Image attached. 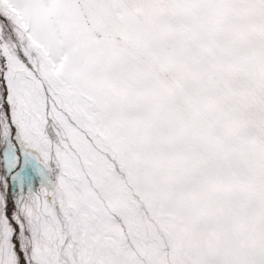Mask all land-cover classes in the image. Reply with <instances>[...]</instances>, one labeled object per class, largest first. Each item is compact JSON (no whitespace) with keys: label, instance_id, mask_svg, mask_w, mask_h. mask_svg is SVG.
Instances as JSON below:
<instances>
[{"label":"snow or ice","instance_id":"1","mask_svg":"<svg viewBox=\"0 0 264 264\" xmlns=\"http://www.w3.org/2000/svg\"><path fill=\"white\" fill-rule=\"evenodd\" d=\"M0 264H264V0H0Z\"/></svg>","mask_w":264,"mask_h":264},{"label":"clouds","instance_id":"2","mask_svg":"<svg viewBox=\"0 0 264 264\" xmlns=\"http://www.w3.org/2000/svg\"><path fill=\"white\" fill-rule=\"evenodd\" d=\"M191 130L197 134L214 135L221 131L226 123L225 109L216 97H210L206 103L186 117ZM195 206L200 215L219 217L221 213L222 193L213 188L197 189L194 193ZM162 230L177 248L203 247L210 243L206 236L195 234L191 224H168Z\"/></svg>","mask_w":264,"mask_h":264},{"label":"rangeland","instance_id":"3","mask_svg":"<svg viewBox=\"0 0 264 264\" xmlns=\"http://www.w3.org/2000/svg\"><path fill=\"white\" fill-rule=\"evenodd\" d=\"M35 164L34 159L29 158V165L27 166L26 170H24L21 175L22 178L24 179V184L23 187L25 190L28 189V187L30 186V184H32V186H36L38 185V181H32L31 180V171H32V166ZM157 222L159 223L160 229L162 232H164L165 234H167L166 230H162L163 226L165 225V223L167 222L168 224H180L183 225L185 223L180 222L179 220H176L174 217V214L172 213V211L168 208H161L158 218H157Z\"/></svg>","mask_w":264,"mask_h":264}]
</instances>
